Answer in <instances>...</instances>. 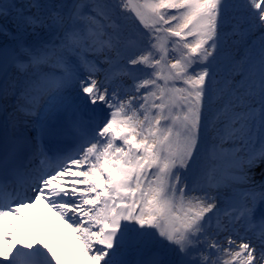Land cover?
Returning <instances> with one entry per match:
<instances>
[{
	"label": "snow or ice",
	"instance_id": "snow-or-ice-1",
	"mask_svg": "<svg viewBox=\"0 0 264 264\" xmlns=\"http://www.w3.org/2000/svg\"><path fill=\"white\" fill-rule=\"evenodd\" d=\"M264 264V0H0V264Z\"/></svg>",
	"mask_w": 264,
	"mask_h": 264
},
{
	"label": "bare ground",
	"instance_id": "bare-ground-1",
	"mask_svg": "<svg viewBox=\"0 0 264 264\" xmlns=\"http://www.w3.org/2000/svg\"><path fill=\"white\" fill-rule=\"evenodd\" d=\"M22 217L9 216L3 221L6 230L15 233L22 243L43 241L63 261L75 264L80 244L72 229L67 226L43 201L31 208H22ZM82 264H89L85 259Z\"/></svg>",
	"mask_w": 264,
	"mask_h": 264
}]
</instances>
